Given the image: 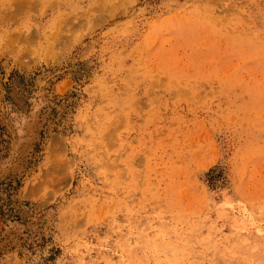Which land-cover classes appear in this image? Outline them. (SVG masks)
Listing matches in <instances>:
<instances>
[{
  "label": "rangeland",
  "instance_id": "rangeland-1",
  "mask_svg": "<svg viewBox=\"0 0 264 264\" xmlns=\"http://www.w3.org/2000/svg\"><path fill=\"white\" fill-rule=\"evenodd\" d=\"M0 264H264V0H0Z\"/></svg>",
  "mask_w": 264,
  "mask_h": 264
}]
</instances>
